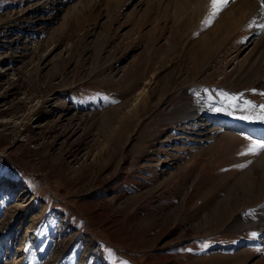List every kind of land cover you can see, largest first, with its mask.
I'll return each instance as SVG.
<instances>
[{
  "label": "rangeland",
  "instance_id": "1",
  "mask_svg": "<svg viewBox=\"0 0 264 264\" xmlns=\"http://www.w3.org/2000/svg\"><path fill=\"white\" fill-rule=\"evenodd\" d=\"M243 1L0 0V264H264L261 139L178 113L264 105Z\"/></svg>",
  "mask_w": 264,
  "mask_h": 264
},
{
  "label": "bare ground",
  "instance_id": "2",
  "mask_svg": "<svg viewBox=\"0 0 264 264\" xmlns=\"http://www.w3.org/2000/svg\"><path fill=\"white\" fill-rule=\"evenodd\" d=\"M257 2V1H256ZM244 7L252 8L254 6V1L245 0ZM264 5V4H263ZM242 7V8H244ZM264 6L260 7L256 12V17H254L255 21L263 20ZM242 10V9H241ZM251 11V10H250ZM262 16V17H260ZM264 22V20H263ZM264 24V23H263ZM205 38V37H204ZM206 39V38H205ZM210 45V43H209ZM207 45L206 41L203 43V50L210 48ZM262 53V52H261ZM264 53V50H263ZM262 53V54H263ZM206 56V55H205ZM199 63V60H197ZM197 65V64H196ZM202 68V67H201ZM237 97L234 101L235 106L229 105V101L226 97ZM214 97L218 99L219 103L208 102L204 99H195L189 100L183 103V107L179 108L178 113L182 115L183 118H187L193 120L195 122L201 121V118L206 116L207 114L211 115L213 119V125L221 126L227 128H245L247 131H244L247 135L255 136L258 139L264 140V122L256 119L257 114L260 112V108L255 104L250 102V100L245 96V94H237L233 95L232 93H227L226 90L223 92L217 90L214 92ZM245 101L250 102L255 105V107L245 108ZM140 106V105H138ZM237 107V108H235ZM221 108L222 111H215L214 109ZM135 108H133L134 110ZM243 109V110H242ZM247 116L249 119H241L240 117ZM180 117V116H179ZM181 117V118H182ZM186 120V119H185ZM188 121V120H187ZM260 228V227H259Z\"/></svg>",
  "mask_w": 264,
  "mask_h": 264
},
{
  "label": "snow or ice",
  "instance_id": "3",
  "mask_svg": "<svg viewBox=\"0 0 264 264\" xmlns=\"http://www.w3.org/2000/svg\"><path fill=\"white\" fill-rule=\"evenodd\" d=\"M230 0H210V17L209 21H205V23H209L211 18H214L220 14V12L223 11V9L228 5ZM262 28H264V24L261 25ZM255 93V89L252 90ZM260 95H264V93H260ZM229 101V105L235 106L234 101L237 99V97L233 96L231 98L226 97ZM249 107H255V105L251 104L250 102L245 101V108ZM260 112L257 114L256 119H258L261 122H264V105H260ZM215 111H222L221 108L214 109ZM243 110V109H242ZM241 119H249L250 117L242 116ZM264 150V140H256L252 139L250 140V143L248 145V152L251 154H258L260 151ZM256 233H253V236H255Z\"/></svg>",
  "mask_w": 264,
  "mask_h": 264
}]
</instances>
